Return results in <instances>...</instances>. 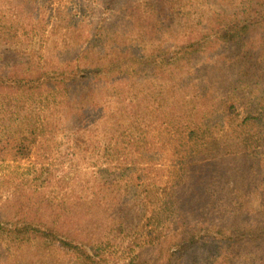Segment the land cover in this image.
Instances as JSON below:
<instances>
[{"label":"trees","instance_id":"trees-1","mask_svg":"<svg viewBox=\"0 0 264 264\" xmlns=\"http://www.w3.org/2000/svg\"><path fill=\"white\" fill-rule=\"evenodd\" d=\"M140 1L169 22L185 5ZM94 2L24 0L57 4L46 40L88 17L82 41L53 42L59 57L2 33L19 60L0 71V162L28 164L0 175V264H264V222L227 221L264 181V0L223 1L237 11L167 45L132 42L115 0Z\"/></svg>","mask_w":264,"mask_h":264},{"label":"rangeland","instance_id":"rangeland-1","mask_svg":"<svg viewBox=\"0 0 264 264\" xmlns=\"http://www.w3.org/2000/svg\"><path fill=\"white\" fill-rule=\"evenodd\" d=\"M77 1L78 3L86 4L87 6V8H84V12L82 15L90 12H95L98 8L101 9L105 6L99 5L98 3L94 2L95 0H90L89 3L88 0ZM131 1L132 0H115L114 8L116 9L115 14L117 18L114 25L118 30L126 29V31L129 32V35L131 36L132 42L136 44L141 43L142 45L144 43L146 45H167L169 43H172L173 41H176V39H186L189 36L196 37V34H200L201 29L206 26L205 23H212L216 16L217 18H220L219 15H216V11L218 9H227L228 15L233 11H237L235 7L222 4L224 3L223 1L228 0H184L185 5L179 9H175L172 12L169 22V19L163 20L162 16H160L159 19L156 20L147 18L146 16L149 14L153 16V7H149L147 9V13L145 14L144 11L146 9L138 10L136 8V4L141 3L140 0H137V3L135 4L131 3ZM161 1L162 0H160L159 3ZM40 5H42V7H37L35 10L33 5H24V0H0V41H3V32H8L10 27L16 28L17 35L13 37V41L16 42V46H21V44L26 46L28 45L29 41H34L36 47H38V43H44V46H42L43 48H41L40 52H38L37 54L38 56H40L42 59H48V57L53 55L59 57L60 53L56 52L53 42H57L59 43V45H61L62 41H66V43L82 41L83 26L86 23L88 17H86L87 19H85L84 16L80 17V28L82 29L78 35L71 36L70 33V35L66 34L65 38H63V36L60 37L58 35H51L52 38L48 37V39L46 40V37L41 36V34L44 28H51V19L49 17V14H55L54 8L57 4L53 3L51 9H49V6L45 4ZM174 6L176 5L174 4ZM31 10H33V14L29 17L28 14ZM33 15H35V17H33ZM31 18L39 26L38 31H35L37 33V36L33 37L32 39H30V37H26L22 32L24 27L30 28V26H26V22L28 20H31ZM24 23L25 26L22 27V24ZM43 23H45L46 27ZM89 24L86 25V27H92ZM158 27H161V29L159 30ZM191 30H193L195 34L190 33ZM124 36L125 34L121 33L119 41H124ZM106 40L109 41L107 38ZM0 45H2L1 42ZM216 53L207 52L206 54H204L203 59L205 57H208V60L212 61V59H214V57L216 56ZM73 54H75V51H70L69 56L71 57ZM17 59L18 57L16 53H10L7 51H3L2 53L0 47V71L10 68L9 65L14 64ZM27 164L28 163L24 161V159L20 161H1L0 175H2L4 172L10 171L11 169L18 172L23 171V168H25ZM235 171V166L232 167L229 171L230 178L233 179L234 188L236 189L242 186L247 187L246 179L240 175H234ZM262 174L264 175V171L262 172ZM222 180L223 178H220L219 181H216L213 184L215 186V189H226L228 183H225ZM251 187H255L257 191L251 192L250 195L247 196L248 198L247 200H245V202L241 201V211L235 212L228 210L230 214L227 221L229 223H234L235 225L240 227L239 223H241V225H244L245 223L250 224L254 221L258 223L264 222V181L258 179L254 182V185H251ZM228 208L231 209L230 206ZM253 249L254 253H261L263 244L258 241L254 245ZM101 253L104 254V257H107L109 255V251L107 250L103 252L101 251ZM118 255V262L120 263L125 259L127 253L122 254L120 252Z\"/></svg>","mask_w":264,"mask_h":264}]
</instances>
